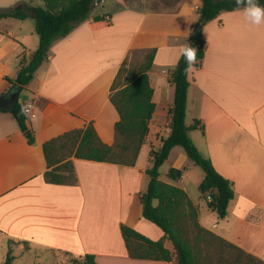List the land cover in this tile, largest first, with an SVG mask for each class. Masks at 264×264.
<instances>
[{
  "label": "crops",
  "instance_id": "obj_1",
  "mask_svg": "<svg viewBox=\"0 0 264 264\" xmlns=\"http://www.w3.org/2000/svg\"><path fill=\"white\" fill-rule=\"evenodd\" d=\"M148 1L152 9L127 5L119 9V18L97 14L107 15L109 26L92 28L94 15L53 44L48 60L22 92V100L41 116L37 126L28 119L33 145L14 116L0 112V251L4 254L11 243L12 253L28 246L78 258L94 255L98 264H172L130 259L121 226L152 241L164 237L142 217L140 198L149 183L151 152L158 151L170 134L174 105L170 79L181 48L194 34L202 2ZM33 2L38 5V0ZM26 3L0 0V12ZM175 20L183 27H176ZM33 21H0V95L8 90V80H16L21 59L39 47ZM202 34L205 58L191 77L186 124L200 122L190 136L218 173L232 182L236 197L227 216L220 219L199 193L204 173L195 170L181 147L170 153L160 179L163 167L167 175L170 169L182 170L175 183L161 180L188 193L199 208L203 228L264 262V25L248 24L240 9L209 22ZM151 49L157 50L149 72L156 108L135 166L75 159L77 185L47 184L43 145L91 122L112 142L119 115L110 102L111 87L133 52Z\"/></svg>",
  "mask_w": 264,
  "mask_h": 264
},
{
  "label": "trees",
  "instance_id": "obj_2",
  "mask_svg": "<svg viewBox=\"0 0 264 264\" xmlns=\"http://www.w3.org/2000/svg\"><path fill=\"white\" fill-rule=\"evenodd\" d=\"M18 11L0 12V21L17 19L35 21L39 47L29 57L19 63L16 80H8V90L0 95V112L11 113L25 134L28 143H35L34 133L28 125V118L21 112L26 101L22 92L34 80L35 73L48 60L51 47L58 40L67 37L78 25L89 20L97 0H26ZM202 14L197 23L198 30L190 36L187 45L196 50L197 63L189 69L181 55L174 69L170 83L174 87V105L170 112V134L162 139L158 151L152 150V167L147 170L149 183L141 196L142 217L157 226L164 237L152 241L133 228L122 225L121 234L128 256L133 260H152L172 264H223L228 257L236 256L234 264H264V262L221 237L203 228L199 221V208L183 189L164 183L160 179V168L176 147L184 149L186 155L204 173L199 185L201 198L220 219L227 216L230 203L236 193L232 182L218 173L210 159L205 158L193 142L190 132L198 129L199 121L191 127L186 124L188 90L193 72L200 68L205 58L206 42L202 29L223 13L243 9L235 0H200ZM264 7V0H259ZM107 15L94 17L92 28L111 25ZM157 50L151 49L142 62L130 64L128 58L120 68L111 87L110 102L119 115L115 124V139H104L94 122L83 129H75L56 137L43 145L47 171L44 180L47 184L75 186L78 178L74 160H86L114 165L135 166L142 146L149 133L150 121L155 112L153 88L149 72L152 70ZM183 171L170 169L168 179L175 183L182 178ZM211 198L209 200L208 198ZM171 242L173 249L166 248ZM11 243L4 264H13L15 257ZM98 264L94 255H84L75 263Z\"/></svg>",
  "mask_w": 264,
  "mask_h": 264
},
{
  "label": "rangeland",
  "instance_id": "obj_3",
  "mask_svg": "<svg viewBox=\"0 0 264 264\" xmlns=\"http://www.w3.org/2000/svg\"><path fill=\"white\" fill-rule=\"evenodd\" d=\"M147 1L148 0H101V2L99 4H96L95 8L92 10L90 18H93L94 15L102 14V13H110L112 17H115L116 15V18H119L118 17L119 15L117 14L119 12V9H125L127 5L131 9L139 8L144 11L148 9H152L150 1L148 2ZM153 1H161V0H153ZM163 1H165L166 3H171V1L173 0H163ZM41 4H42L41 0H38V5ZM102 6H105L106 9L105 10L102 9ZM175 22L178 23L176 27H183L182 22L178 20H175ZM144 55L145 53L140 51L133 52V55L130 60V64H137L142 62L144 59ZM195 170L203 172L197 166L195 167ZM161 174H162L161 179L168 180L166 167L162 168ZM178 186H180V184H178ZM196 193L197 192H195V194ZM166 246L170 250L173 249L171 242H167ZM6 255L7 254H4L3 251H0V264H4L6 260ZM13 256L15 257L13 264H81V262L75 263V259H78V257L72 256L70 254L61 253V252L54 253L39 249H32L29 248L28 246H23L21 252L15 249V251L13 252ZM235 257L236 256L233 257L227 256V261H224L223 264H234L232 262L234 261Z\"/></svg>",
  "mask_w": 264,
  "mask_h": 264
},
{
  "label": "clouds",
  "instance_id": "obj_4",
  "mask_svg": "<svg viewBox=\"0 0 264 264\" xmlns=\"http://www.w3.org/2000/svg\"><path fill=\"white\" fill-rule=\"evenodd\" d=\"M237 6L243 7V16L248 24L259 27L264 25V7L259 4V0H235ZM181 54L185 59L188 68H194L197 63L196 50L189 45L181 48ZM21 112L25 114L33 126L40 123L41 116L38 109L30 103H24L21 107Z\"/></svg>",
  "mask_w": 264,
  "mask_h": 264
},
{
  "label": "water",
  "instance_id": "obj_5",
  "mask_svg": "<svg viewBox=\"0 0 264 264\" xmlns=\"http://www.w3.org/2000/svg\"><path fill=\"white\" fill-rule=\"evenodd\" d=\"M97 1H99L100 2V0H97ZM21 5H19L18 7H16V8H14V11H18L19 9H21ZM202 14V9H200V15ZM197 30H198V25H195V27H194V33H196L197 32ZM23 99L24 100H27L28 99V97L27 96H24L23 97Z\"/></svg>",
  "mask_w": 264,
  "mask_h": 264
},
{
  "label": "built area",
  "instance_id": "obj_6",
  "mask_svg": "<svg viewBox=\"0 0 264 264\" xmlns=\"http://www.w3.org/2000/svg\"><path fill=\"white\" fill-rule=\"evenodd\" d=\"M208 199H209V200H211V198H210V197H209Z\"/></svg>",
  "mask_w": 264,
  "mask_h": 264
}]
</instances>
